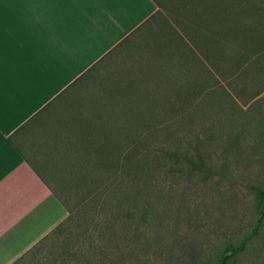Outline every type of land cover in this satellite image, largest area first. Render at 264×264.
Segmentation results:
<instances>
[{
	"label": "rangeland",
	"instance_id": "obj_1",
	"mask_svg": "<svg viewBox=\"0 0 264 264\" xmlns=\"http://www.w3.org/2000/svg\"><path fill=\"white\" fill-rule=\"evenodd\" d=\"M156 1L163 9L178 2L181 11L166 12L178 26L195 15L200 23L208 17L212 25L203 33L209 44L199 38L198 53L213 62L211 71L193 64L199 76L194 94L137 93L139 50H117L58 99L83 107L82 136H97L86 130L88 123L97 117L111 122L120 111L124 119L149 126L138 153L147 172L139 183L142 197L130 195L139 231L112 221L113 181L103 184L102 168L84 163L78 177L65 174L62 199L74 211L67 237L88 229L116 264H217L222 248L249 233L232 264H264V217L250 233L253 191L264 188V0ZM212 28L228 36L210 44ZM129 202L120 207L129 209ZM141 207L148 214L144 222Z\"/></svg>",
	"mask_w": 264,
	"mask_h": 264
},
{
	"label": "crops",
	"instance_id": "obj_2",
	"mask_svg": "<svg viewBox=\"0 0 264 264\" xmlns=\"http://www.w3.org/2000/svg\"><path fill=\"white\" fill-rule=\"evenodd\" d=\"M169 11L154 0H0V264L67 215L62 190L66 172L79 176L84 116L58 99L76 78L135 48V92H198L197 27H179Z\"/></svg>",
	"mask_w": 264,
	"mask_h": 264
},
{
	"label": "trees",
	"instance_id": "obj_3",
	"mask_svg": "<svg viewBox=\"0 0 264 264\" xmlns=\"http://www.w3.org/2000/svg\"><path fill=\"white\" fill-rule=\"evenodd\" d=\"M154 1L160 7L157 1ZM170 5L172 6L169 8L170 11H181L178 7V2L174 5L170 3ZM199 19H202V17L200 18L195 15L193 18L190 17L187 23L182 24L185 26L191 23L194 27L197 25V39H205L207 43H204V45L209 44L210 37L203 32H206L207 29L210 30L208 27L211 28L212 23L208 21V17L201 23ZM182 24L180 23L179 26L181 27ZM212 31L214 38L210 44L214 43L216 45L220 43L221 38L228 36V32H217L216 29ZM186 37L191 41L189 34H186ZM197 47L200 50L199 46ZM203 61L200 59L199 63L202 64L205 71L210 72V67L213 65V62L207 57ZM95 64L91 65L70 85L79 83ZM244 64H247V61H244L242 66ZM242 66H238L237 70L241 69ZM131 111L135 114L143 115V110L140 108H134ZM114 117L111 121L112 123L107 118L103 119L102 117L95 118L92 124L91 122L88 123L86 130H92L91 133H96L97 136H80L85 148L79 160L81 161L80 165L90 163L100 166L103 170V184L109 183L110 180L113 181L112 185L114 190L111 197L116 203V209L114 212H111L113 217L112 221L114 223L120 222L124 230L130 231L131 233L134 232L135 234L139 230L138 225L132 222L134 217L132 207L134 203H132L133 200L130 195L133 193L132 196L134 197H142V187L139 186V183L143 184L146 181L147 172L143 170L138 153L143 142L142 136L146 135L149 126L143 123H132L124 119L122 111L114 113ZM132 183H135L136 187L133 192H131ZM253 194L255 199V223L251 227L250 233L255 231L256 224L264 217V188L255 187ZM126 201H130L128 204L130 208L122 209L120 206ZM64 208L67 212L66 217L10 264H116L112 261V257L109 256L106 246L103 245V240L98 236L97 239L92 235L93 232H90L88 229L82 230V232L80 231L76 239H73L71 236L67 237V230H69L70 223L73 220L74 211L73 207L68 204H64ZM139 209L138 218L141 222H144L148 214L144 212L143 207ZM101 234L103 235V232ZM249 236L250 234L248 233L241 237L237 244H229L222 248L219 254H217L216 263L232 264L235 256L244 249L245 242ZM120 264H123V261L120 260Z\"/></svg>",
	"mask_w": 264,
	"mask_h": 264
}]
</instances>
